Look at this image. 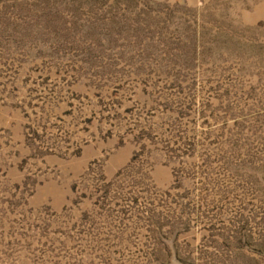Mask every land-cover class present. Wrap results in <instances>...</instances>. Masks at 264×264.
Masks as SVG:
<instances>
[{
	"label": "rangeland",
	"instance_id": "1",
	"mask_svg": "<svg viewBox=\"0 0 264 264\" xmlns=\"http://www.w3.org/2000/svg\"><path fill=\"white\" fill-rule=\"evenodd\" d=\"M0 264H264V0H0Z\"/></svg>",
	"mask_w": 264,
	"mask_h": 264
}]
</instances>
